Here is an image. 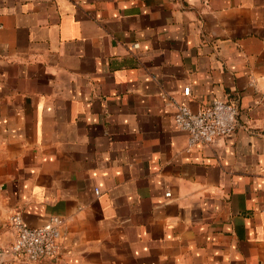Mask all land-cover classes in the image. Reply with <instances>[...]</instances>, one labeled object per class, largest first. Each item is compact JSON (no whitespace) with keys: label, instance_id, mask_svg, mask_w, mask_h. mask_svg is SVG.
<instances>
[{"label":"crops","instance_id":"0c3cea01","mask_svg":"<svg viewBox=\"0 0 264 264\" xmlns=\"http://www.w3.org/2000/svg\"><path fill=\"white\" fill-rule=\"evenodd\" d=\"M214 99L239 126L190 147ZM0 264H264V0H0Z\"/></svg>","mask_w":264,"mask_h":264},{"label":"built area","instance_id":"2783aa9c","mask_svg":"<svg viewBox=\"0 0 264 264\" xmlns=\"http://www.w3.org/2000/svg\"><path fill=\"white\" fill-rule=\"evenodd\" d=\"M183 94L190 96V88H185ZM174 106V125L188 134L190 147L209 145L217 138L232 134L239 126L237 108L221 99H214L210 105L197 111L184 103L175 102ZM10 222L15 233L14 242L7 251L10 257L31 263L58 258L63 219L52 216L43 225L31 227L21 213H15Z\"/></svg>","mask_w":264,"mask_h":264}]
</instances>
